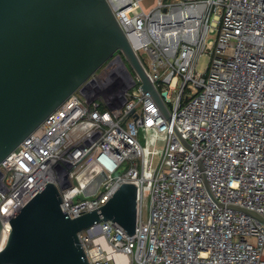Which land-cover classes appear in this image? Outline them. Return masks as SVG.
<instances>
[{
    "label": "built area",
    "instance_id": "1",
    "mask_svg": "<svg viewBox=\"0 0 264 264\" xmlns=\"http://www.w3.org/2000/svg\"><path fill=\"white\" fill-rule=\"evenodd\" d=\"M143 1L111 0L171 121L115 55L0 164L6 232L48 182L70 217L133 182L135 234L112 220L80 232L91 264H264V222L226 207L264 216V0Z\"/></svg>",
    "mask_w": 264,
    "mask_h": 264
},
{
    "label": "water",
    "instance_id": "2",
    "mask_svg": "<svg viewBox=\"0 0 264 264\" xmlns=\"http://www.w3.org/2000/svg\"><path fill=\"white\" fill-rule=\"evenodd\" d=\"M115 55L133 83L135 74L171 121L111 0H0V164L72 94L83 92ZM62 203L60 187L48 182L10 220L8 234L0 218V264H91L80 232L109 220L128 235L136 232L139 188L133 182L122 183L106 204L77 217L64 212ZM226 207L264 222L253 209Z\"/></svg>",
    "mask_w": 264,
    "mask_h": 264
},
{
    "label": "rangeland",
    "instance_id": "3",
    "mask_svg": "<svg viewBox=\"0 0 264 264\" xmlns=\"http://www.w3.org/2000/svg\"><path fill=\"white\" fill-rule=\"evenodd\" d=\"M156 2V0H144L143 1V5L148 8L150 6H152L154 3ZM210 64V57L208 54H203L199 60L198 63V67L197 70L202 72V73H206L207 72V68ZM118 70V69H117ZM108 71V69L106 67L101 68L98 72H97V77L101 78L103 81L106 80L107 76H109L106 72ZM154 133H145V131H142V135H141V140L143 143L146 142H150V144H152L154 142ZM164 142L163 137L161 136L160 139L157 142V146L158 147H162ZM128 169V165L125 166L121 172H124ZM79 198H82V196H80Z\"/></svg>",
    "mask_w": 264,
    "mask_h": 264
}]
</instances>
